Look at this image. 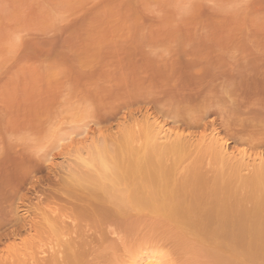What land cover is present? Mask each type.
<instances>
[{"label": "rangeland", "instance_id": "rangeland-1", "mask_svg": "<svg viewBox=\"0 0 264 264\" xmlns=\"http://www.w3.org/2000/svg\"><path fill=\"white\" fill-rule=\"evenodd\" d=\"M152 125L195 143L221 139L237 161H264V0H0V262L36 264L50 244L62 250L58 230L42 241L34 229L10 232L20 216L38 224L44 211L70 212V194L85 190L77 178L102 175L90 161L127 135L141 147ZM114 208L89 222L85 238L88 223H79L77 240L93 244L88 264L146 255L157 264H264V236L248 229L220 239L218 229L195 228L200 219Z\"/></svg>", "mask_w": 264, "mask_h": 264}, {"label": "bare ground", "instance_id": "bare-ground-1", "mask_svg": "<svg viewBox=\"0 0 264 264\" xmlns=\"http://www.w3.org/2000/svg\"><path fill=\"white\" fill-rule=\"evenodd\" d=\"M146 127L143 128L144 131L142 138L144 139V142L141 144V147H132L136 140H134V135H127L123 138V144H117L114 148L111 147L112 149H107V146H103V155L99 159H93L90 161L92 167L97 171H100L102 175H90L89 173L88 175L83 176L84 174H82L81 176L83 177L80 178L78 176L79 178L74 182V185L76 184V186L85 188V190L86 186L88 189L89 184H94L97 190H84L83 192H75L74 190V193H71L72 195L70 194L69 196V199L75 204L70 212L62 211L60 209L59 211L51 209L52 211H49L50 213H47V211H44V213L41 212L42 214L39 215L41 217L38 224L32 223L33 221L31 220L22 222L21 219L23 218L20 219L21 216L19 217L21 221L15 219L19 222L17 229L15 232L10 230V233H12V236L15 238L23 232L25 234L27 229H34L38 231L39 235H42V232L47 229H50V231L53 230L54 232L58 230L60 235L65 238L64 241H62L63 238L58 236V233L56 232V237H59V241L60 238L62 239L61 243L59 242V246L62 250H56L55 246L53 245V247L51 244L48 249H41V255H45L46 257L44 256V258L40 260V263L38 261L39 264H88L86 263V257L88 259L92 253L89 252L86 247L92 242H89L88 244L84 242L85 244H83V241L81 243L78 240H81V237L85 238L88 226L91 225L89 223L91 220L98 221L102 218L106 220L108 212L111 213L109 210H113L114 207V210L118 213H126L130 212V210H135L136 207H142L146 213H159L162 217L164 214L166 215L165 218L167 215L169 216V214H173L176 219L178 217L177 220H180V223L182 222V224L200 219L203 223L201 222V226L200 224L195 225V228L196 226H199L205 229H218L222 231V234L220 232V239L227 238V240H229L233 237V234L231 236L229 233L238 229H248L254 234V237L255 235L261 237L264 236V233L260 231L263 230L260 226L263 225L264 227V161L262 163L260 162L261 164L258 163L263 167H257V159L256 161L253 160V162H250L248 159L247 162L244 160V157L241 156V158H243L237 161L235 155L232 156L227 153L225 147L226 143L223 144L224 141H221V139L219 140L218 138H212L211 141L208 140L201 143L196 141L197 143H195L191 139L189 140V138L187 140V136L184 137V134H181L182 136L177 135L178 131H175V134L172 137L168 133H163V128L161 129L160 127V129H156V125L153 127ZM193 139L195 138L193 137ZM207 139L210 138L207 136ZM161 140L164 142H161ZM165 140L168 142L166 143ZM200 140L202 141L204 139ZM231 140L233 139L231 138ZM130 153L131 156H127L128 158L125 159L124 157ZM240 155L239 152V156ZM248 156L250 157L251 155L248 153ZM172 160V166L168 165L170 164L169 161L172 163ZM185 161L189 164L187 168V165L184 166ZM180 165H183L185 168L183 172H181L182 168L181 171L179 170ZM133 166L136 167L134 168ZM245 172H247V174H243ZM128 179L130 180L129 184L125 185L124 188H120ZM139 195L142 197H139ZM136 196L138 197V200L133 203L132 197ZM247 200H252L251 202L253 203H250L251 206L247 205L244 207L243 203H247ZM109 204L113 206L108 209L107 207ZM156 204L157 206H155ZM217 205H220L223 211L218 213L217 208L214 210L213 207H216ZM1 209L0 214L4 215L3 211L1 212ZM38 212L39 211L37 210V213ZM106 212L107 214L104 215V217L103 213L105 214ZM11 213L14 216L13 212ZM174 216H172V219ZM14 218H18V215ZM169 218H171V216H169ZM176 219L175 221H177ZM17 221H15L16 225ZM169 221L172 220L170 219ZM82 222L88 223L86 224L87 228L85 227L87 230L81 227L84 229L85 235L83 236L81 234V237L77 240L78 237L76 235L79 236L80 234L79 230L81 229L80 224ZM98 223H100V220ZM12 226L14 227V224ZM258 227H260V230ZM91 228H93L92 225ZM91 228L89 227V232L91 231ZM6 234L8 233L6 232ZM52 234L53 233H51V235ZM4 235L5 234L2 235L3 238L5 237ZM41 235L37 236L40 240ZM73 235H75V237H73ZM9 236L11 237V235ZM23 236L24 235L22 234V237ZM14 237L12 239H15ZM93 239L94 238L92 237V240ZM25 240L27 242L28 239L25 238ZM217 240L219 239L217 238ZM91 245H89V247ZM15 249L17 250V248ZM28 250H31V247H29ZM94 252L96 253L95 248ZM6 257L8 258V256ZM14 257L12 260L16 259ZM93 257L96 258L94 255ZM17 258H19L21 264L22 262L25 264L27 260L23 261L22 256L21 258ZM3 259L1 261L7 262L5 258ZM97 259L99 258H96V260ZM28 260L27 264H29ZM16 261L17 259L14 261L15 263H10L16 264L18 263V261ZM138 261L134 264H157L158 258L156 256L146 255L142 260ZM7 263H9V261Z\"/></svg>", "mask_w": 264, "mask_h": 264}]
</instances>
